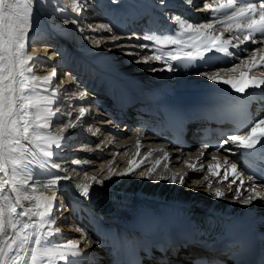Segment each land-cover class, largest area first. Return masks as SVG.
Returning a JSON list of instances; mask_svg holds the SVG:
<instances>
[{"label":"snow or ice","instance_id":"obj_1","mask_svg":"<svg viewBox=\"0 0 264 264\" xmlns=\"http://www.w3.org/2000/svg\"><path fill=\"white\" fill-rule=\"evenodd\" d=\"M36 3L37 0H0V264H76L72 258L81 256L82 252L81 246L75 240L57 243L50 239L59 233L54 210L61 207L57 203L58 193L62 188L60 182L71 177L50 171H67L53 159L56 156L53 149L60 148L65 138L53 135L50 131L53 118L60 112L56 104L59 82L53 87L57 74L53 71L48 76L38 77L33 72L36 58L30 54L29 45ZM87 3L88 0H70L71 10L79 15ZM185 3L192 6L194 0H185ZM66 8L67 6L60 10ZM197 10L211 13L208 22L194 24L176 17L179 22L177 33L145 34L143 39L155 45V55H146L143 62L147 64L149 60L155 59L165 64L167 71H173L174 63L204 60L206 56L214 53L234 57L237 54L230 49H239L246 55L237 57L238 63H231L219 70L209 68L198 75L206 77L209 81L228 85L234 92L242 95L248 88H264V78H252L247 86H244V81L248 79L246 75L242 74L239 80L224 79L220 75L221 72H233L242 67H246L248 72L264 71V0H204ZM64 22L79 23L76 19H65ZM217 25L223 30L220 35L215 34ZM98 28L112 32V28L107 24H100ZM223 32L232 33V37L225 39ZM233 40L238 43H233ZM245 42L259 46L242 49L241 45ZM150 44L133 47L150 48ZM165 48L175 50L164 51ZM79 95L82 99L85 93L81 92ZM86 112L87 108L81 106L80 118ZM66 127L75 128L76 124L69 121L61 131ZM229 143L245 152L258 151L264 160V115L258 116L241 130L228 136L217 147V153ZM135 147L136 156H139V140L136 141ZM157 151L164 152V149L159 148ZM124 155H127V152ZM152 155L153 152L149 151L144 159L147 160ZM203 155L204 151L201 150L197 163ZM168 160L170 157L164 152L162 159L156 160L147 172L142 174L137 172L142 161L138 163L136 160H130V167L123 171H116L110 164L107 178L137 174L151 179L162 161ZM212 160L214 163H209L206 170L203 165L197 167V163L186 164L193 171H207L208 175L202 179L207 181L206 190L215 198L227 197L220 187L213 189L209 175L220 177L218 183L229 181L231 177L228 188L232 190V186L236 185L233 191L234 199L244 206H252L255 201L264 202V170H240L237 162L230 161L227 157L221 162L213 155ZM73 163L82 167L88 161L76 159ZM220 169L224 170L222 176ZM100 171L103 172V169ZM42 176L47 178H41ZM160 179L168 177L160 176ZM170 179L173 184L185 183L183 175L179 173H173ZM92 183L103 184V180L98 179L96 175L89 176L84 173V182L74 185V188L79 195L88 198ZM242 188H245L247 195L241 192ZM25 201L30 204L26 206ZM76 231L82 229L77 228Z\"/></svg>","mask_w":264,"mask_h":264},{"label":"bare ground","instance_id":"obj_2","mask_svg":"<svg viewBox=\"0 0 264 264\" xmlns=\"http://www.w3.org/2000/svg\"><path fill=\"white\" fill-rule=\"evenodd\" d=\"M96 6L101 7H108V9H111V11H107L104 13L105 18H108L109 16L114 17V20L117 21L118 24H121L122 26V20L126 19L129 15L135 14L138 6V2H142L145 6L150 5V1L148 0H95ZM177 0H164V3L168 6H170V3H173ZM183 4L188 7L189 9H193V7L187 5L185 3V0H182ZM129 5L130 8L125 11V14L123 17H121L119 13V8L123 5ZM63 8V4L61 0H37V3L34 8V26L33 31H36L37 33L30 34V45H29V51L30 54L36 58V62L33 64V72L38 77H45L50 75L55 68L52 67V65H49L46 63V61H42L41 59H47V60H54L55 57L58 56V53L54 51V49H50L49 47L55 46L54 42H51L53 39L56 38H71L74 36V33L76 35H81L82 40L80 43V47H77L76 49L81 53L80 58L76 57L74 58V63H69L68 65L70 67H74L75 71H73V74L82 76L83 71H87V80L90 84L93 86L95 82H102V84H105L107 78H111V70L115 73L117 76H121L129 80L132 84L135 85H142L144 83L147 84H154L158 85L163 88L168 89H177L180 86V79L178 77L171 78L167 81L160 80L157 82L160 78L154 77L155 74L161 70L162 67L165 66L163 63H157L156 61L153 62L155 59L149 60V62L146 64L144 63V57L146 55H151L152 52L150 48H144L143 49H125V50H118L116 48H112L113 45L110 43V40L108 38V35L104 33V30L99 29L98 25L100 24H108V23H99L96 16V10L92 8L90 10V19L88 21V27L82 24V19H77L79 21L78 25L80 28V32H77V28H71L70 30L67 28V30L56 28L58 25L55 21H50V12L54 16H60V15H66L65 10L61 11L60 9ZM67 8H71L70 5H68ZM175 11V14L177 15L179 11L176 9H173ZM85 12H81L79 16H83ZM185 19V17H184ZM172 20L169 19L168 23H170ZM52 22V23H51ZM63 23V20L60 22ZM54 29L56 30V34L54 33ZM107 33V32H106ZM147 33V32H146ZM150 34V33H148ZM45 36V37H44ZM50 37V40L46 37ZM110 37V36H109ZM121 37V36H120ZM59 38V39H60ZM228 39V38H226ZM61 40V39H60ZM97 41L99 43H97ZM109 41V42H108ZM127 40L123 39L120 42L125 43H132V42H126ZM145 44V43H144ZM64 48H66L65 44ZM155 48V47H154ZM143 50V51H142ZM175 50L174 48H165L164 51H172ZM51 52H55L48 55ZM74 52V51H73ZM129 53H132L129 55ZM69 59L71 61L73 60L72 56H69ZM119 59V60H118ZM139 61V62H136ZM118 64L113 67L115 63ZM60 63V62H59ZM105 66L107 67V70L105 74L98 69L99 67ZM120 67V68H119ZM39 68V69H37ZM126 70V74L123 75V70ZM152 69H157L156 71H152ZM221 77L224 79H237L240 78L238 76L229 77L228 72H221ZM71 72H68L67 70H62L60 72V76L62 79V84L65 86L67 83L65 82V77H69ZM212 74V73H211ZM146 76V77H145ZM252 75H248L250 77V80L253 78ZM60 78V79H61ZM206 80L200 81L202 83H205L207 87L216 89L218 88L220 91H232L230 86L222 84V83H215L212 81H209L206 77H204ZM59 76H57V79L55 82H58ZM248 82V83H249ZM125 84V82H123ZM199 83V82H198ZM201 83V84H202ZM186 85H191L193 88L191 89L192 92L198 90V84L197 82ZM56 85L53 84V87ZM61 89V86H59V90ZM90 91L88 88H86L85 92ZM44 95H47L48 93H42ZM66 100L67 102L60 101L57 103V106L60 108V112L57 113V118H53L52 125L50 128V131L53 135H60L63 136L65 139L61 145L60 148L56 149L54 148L53 151L59 156H56L53 158L56 163H59L62 165V156L65 151V144H70L71 141H73V138H68L66 135L69 133L68 128L66 127L64 131H61V128L64 127L69 121L72 123H75L79 126V122L86 123L90 130H95L94 125L88 120V117L84 118L86 114L81 118L83 120H78V117H80L79 114V106L80 95H76L71 92L70 89H67V93L65 92ZM59 91L57 92L56 101L59 100ZM113 99V98H110ZM108 99V100H110ZM104 101H107V98H104ZM108 102H105L107 104ZM85 107V104H84ZM124 108L128 109V103L126 102L124 104ZM75 111V114L70 116V114ZM109 111H114L112 108L108 107L104 112L107 114ZM78 113V117H76ZM112 114V113H111ZM86 132L85 130H83ZM138 131V130H137ZM136 133V132H135ZM133 134L131 139H134L136 134ZM117 136L119 138H124L125 133H117ZM107 136L102 138V141L107 140ZM163 138V137H162ZM79 146H82V143L79 144ZM160 148L164 149V152L168 153L170 160L168 162H176V158L178 160V156L175 153V150L172 148H169L166 144H160ZM69 151H75L77 147L69 146L67 147ZM164 152L155 151L154 154H158V157H163ZM115 153V152H114ZM113 152L111 150H106L102 155H95L94 157L90 158L92 159L89 161L95 168L94 170L89 169L88 171L82 172L83 174H80L81 169L78 165L74 164L72 171L74 175L81 180L84 178V173H87L89 176L96 175L98 172H101L100 169L102 168V165H105L107 163V160L110 159L113 156ZM84 156V155H83ZM99 156V157H98ZM73 158V160H71ZM84 158V157H83ZM98 158V161H94V159ZM64 159L69 162H73L76 160L74 157L71 156H64ZM123 157H119L116 162L122 161ZM139 160H141V157H138ZM203 160H200L199 163H197V167L201 166V162ZM69 165V163H67ZM62 168V167H61ZM166 168L163 169V165H160L156 172L152 175L151 179L146 178L144 175L138 176L135 174V177H144L145 180L149 182L153 187L160 185L162 186L163 181L165 179H160V176L170 177V170L165 171ZM207 169L206 166L204 168ZM54 171V169H51L50 171ZM139 169H137L138 171ZM94 171V172H93ZM147 170L143 169L139 173H146ZM205 175H208L207 171H193L190 173V178L193 179L194 182L186 181L183 185V188L181 189L183 191V194L189 196L190 198L198 196L207 197L210 199L211 202H216L217 198H215L209 191L206 190L207 181H203V177ZM130 178H133L132 175H129ZM44 178H47L46 176ZM209 179L212 180V178L209 176ZM213 187L215 186H222L224 188H228V182L225 183H218L217 180H212ZM203 184V185H202ZM69 187L62 186L61 191L58 193V200L57 203L59 204V201L64 200L63 202H60V204H66L64 208H62V217L59 219V216H55L56 218V226L59 227V233L58 235L51 237L50 239L54 240L57 243H66L67 240L72 239L75 240L78 244L79 241L76 238V226L79 225V222L81 223V212H83L82 215H84V220L86 222V225L82 227V230L84 233L87 234L89 239L90 245H85L84 247H81L82 255L79 257L72 258L76 261V264H98L97 261L102 259L103 257L108 259L109 264H130L128 260V255L130 253H136V250H139L135 245H139L143 243V246H151L150 241L147 238V234L145 233L144 229H141L137 223L135 222L140 218V214L136 210V207H144V206H150V207H157V204L154 202H145L144 200L140 199L139 197H130L126 195L119 194L115 191H103L99 194H93V196L96 199H102L100 203L94 202V203H87L83 201V198L80 197L78 191L75 194L76 189L74 188V183L69 182ZM169 185L168 182L164 183V187H167ZM236 187V185L234 186ZM245 188H247V184L245 185ZM245 188H242L244 190V194L247 195ZM68 190V192H66ZM226 201H228L230 204L233 203L232 200V194L226 195ZM26 206L30 204L29 201L24 202ZM225 204V203H224ZM239 205H242L238 202ZM244 206V205H243ZM62 207V206H61ZM249 207L252 212L255 213L256 219L258 220L261 228L264 230V202L261 201H255L252 206H246ZM108 209H112V212H109ZM226 215H232L236 216L235 213H231L230 211H222ZM35 219V218H33ZM59 219V220H58ZM70 220V222L67 223L68 227L64 228L62 226L61 221ZM72 222L75 223V225H72ZM62 226V227H61ZM88 228V229H87ZM141 231L144 234H141L143 236H137L136 234ZM64 232V233H63ZM67 235H70L67 237ZM80 245V244H79ZM81 246V245H80ZM142 246V247H143ZM124 248H127V251H124ZM157 247L152 245V249L150 250V256L151 258L146 260V264H153L158 261L159 264L161 262L154 257ZM102 255V256H101ZM162 255L164 256V253L162 252ZM95 260H97L95 262ZM107 264V263H104Z\"/></svg>","mask_w":264,"mask_h":264},{"label":"rangeland","instance_id":"obj_3","mask_svg":"<svg viewBox=\"0 0 264 264\" xmlns=\"http://www.w3.org/2000/svg\"><path fill=\"white\" fill-rule=\"evenodd\" d=\"M119 60V59H118ZM120 68V67H119ZM37 69H39V68H37ZM124 69V68H123ZM123 75H125L126 74V70L124 69L123 70V73H122ZM146 77V76H145ZM64 200H61V201H59V205L60 206H62V207H60V208H58V209H56V210H54V215L55 216H59V219L62 217V213H61V211H62V208H64V206H66V204L64 205V204H60V202H63ZM82 214H83V212H81ZM81 214V215H82ZM58 219V220H59ZM83 219H84V217H83ZM82 221V220H81ZM70 222V224H71V221L70 220H66V221H61V223H62V226L64 227V228H67L68 227V224L67 223H69ZM84 222H85V220H84ZM85 225H86V222L84 223ZM72 225H75V223L74 222H72ZM61 226V227H62ZM83 226V225H82ZM82 226L80 227L79 225H77L76 226V229L77 228H81L82 229ZM84 227V226H83ZM88 229V228H87ZM78 233H76V238L78 239V241H79V244L81 245V247H84L85 245H90L89 244V239H88V236H87V234L86 233H84L83 232V230L82 231H77ZM64 233V232H63ZM68 236H70V235H67V237Z\"/></svg>","mask_w":264,"mask_h":264}]
</instances>
